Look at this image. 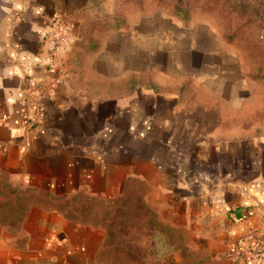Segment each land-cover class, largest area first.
Returning a JSON list of instances; mask_svg holds the SVG:
<instances>
[{
	"label": "crops",
	"instance_id": "1",
	"mask_svg": "<svg viewBox=\"0 0 264 264\" xmlns=\"http://www.w3.org/2000/svg\"><path fill=\"white\" fill-rule=\"evenodd\" d=\"M87 1L0 0V173L58 197L121 196L134 182L184 247L227 260L236 239L264 232V137L207 128L190 104L196 94H142L133 80L123 92L78 91L42 40L54 19L68 21ZM37 89L44 112L30 128L25 99ZM35 224L33 238L0 239V264H100V230L54 213Z\"/></svg>",
	"mask_w": 264,
	"mask_h": 264
},
{
	"label": "rangeland",
	"instance_id": "2",
	"mask_svg": "<svg viewBox=\"0 0 264 264\" xmlns=\"http://www.w3.org/2000/svg\"><path fill=\"white\" fill-rule=\"evenodd\" d=\"M67 22L52 66L78 91L123 92L133 80L142 94H196L207 128L264 137V0H88ZM42 191L0 173V239L33 238L38 217L54 213L101 231L100 264H242L184 247L134 182L108 198Z\"/></svg>",
	"mask_w": 264,
	"mask_h": 264
},
{
	"label": "built area",
	"instance_id": "3",
	"mask_svg": "<svg viewBox=\"0 0 264 264\" xmlns=\"http://www.w3.org/2000/svg\"><path fill=\"white\" fill-rule=\"evenodd\" d=\"M71 25L62 18L54 19L44 30L43 43L48 46L50 59L65 49L70 43ZM46 94L42 89L33 90L25 99L27 124L30 128L39 127L42 123L44 100ZM229 256L239 260L242 264H263L264 260V232L250 230L236 239Z\"/></svg>",
	"mask_w": 264,
	"mask_h": 264
}]
</instances>
